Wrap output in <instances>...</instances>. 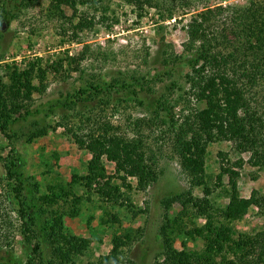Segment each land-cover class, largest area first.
Listing matches in <instances>:
<instances>
[{"label": "rangeland", "instance_id": "obj_1", "mask_svg": "<svg viewBox=\"0 0 264 264\" xmlns=\"http://www.w3.org/2000/svg\"><path fill=\"white\" fill-rule=\"evenodd\" d=\"M105 1L106 13L100 8L80 7L78 16L88 18L80 27L79 18L73 17L70 8L64 7L63 19L54 11L51 0H6V9L10 12L0 10V76L9 86L10 73L16 69L23 71L35 62L47 69L43 81L33 78L35 86H46L45 93H34V104L28 106L55 102L76 92L87 80L122 83L131 82L135 76L150 80L144 89L137 86L136 96L131 90L125 94L114 91L109 105L98 100L72 109L59 104L47 116L33 114L18 121L12 131L17 135L16 145L25 160V177L39 184L42 197L49 192L48 186L58 189L59 185H68L73 174L86 173L91 155L75 143L69 132L72 128L83 126L84 135L102 128L109 130V125L113 128L111 132L141 139L148 156L158 161L161 170L158 181L147 191L131 192L137 211L145 212L134 216L127 208L99 205L93 196L95 202H85L78 216L63 218L69 232L92 241L89 251L77 260L79 264L93 262L109 253L112 238L125 231L135 235L130 256L136 264H161L165 260L159 234L165 213L164 198L191 190L196 197H208L222 207L229 203L226 191L232 187H236L240 198L248 199L254 191L264 196V170L252 167L247 162L249 155L240 154L230 142L208 145L207 181L202 186H194L190 173L182 167L179 148L175 147L174 122L168 118V111L157 108L161 99H168L180 123L183 111L188 114L193 107H204L185 94L189 89L186 75L191 72L193 59V52H184L191 14L209 6L244 7L252 0H190L192 6L185 8L187 11L178 0L172 3L175 15L166 21L159 13V8H163L161 0H151L158 6H147L142 18L138 17V8H134L130 0ZM172 54L174 56H170ZM248 97L253 106L264 112V82L253 87ZM44 128L47 129L44 136L29 141L32 132ZM7 145L8 140L0 132V156H6ZM103 165L108 174H114L113 164L105 159ZM221 173L223 185L217 187V175ZM3 174L0 160V211L7 213L0 218V258L9 264H23L29 243L20 232L21 219L17 212L13 207L7 208L5 187L1 182ZM130 181L136 185V180ZM48 209L56 213L68 211L62 202ZM174 209L175 213L179 207ZM49 212L46 217L51 215ZM263 213L264 210L252 205L247 215L235 223L236 232L247 238L264 237ZM112 215L118 220H111ZM189 245L201 247L200 243ZM176 248L181 249V241L176 242Z\"/></svg>", "mask_w": 264, "mask_h": 264}, {"label": "trees", "instance_id": "obj_2", "mask_svg": "<svg viewBox=\"0 0 264 264\" xmlns=\"http://www.w3.org/2000/svg\"><path fill=\"white\" fill-rule=\"evenodd\" d=\"M177 1L161 0L163 8H159V13L163 21L173 18L176 9L172 3ZM130 2L138 8L136 13L140 18L147 6H158L151 0ZM179 2L183 10L192 6L190 0ZM106 4L105 0H51L54 11L63 19L64 7L70 8L73 17L79 18L80 27L88 22L86 16H78L80 7L100 8L106 13ZM0 10L10 12L6 0H0ZM186 27L188 40L184 52H193V59L191 72L186 75L189 89L185 94L204 107H193L188 114L183 111V121L179 123L171 101L165 98L157 103V108L168 111V118L174 122L175 147L179 148L183 169L190 173L194 186H202L208 177V145L230 142L240 154L249 155L247 162L252 167L264 170V112L253 106L248 97L253 87L264 82V0H252L244 7H205L191 14ZM46 71L38 63H30L29 68L10 73L9 86L0 76V132L8 140L7 154L0 156L4 169L1 182L7 208L13 207L17 212L21 219L20 232L29 243L23 264H79L77 260L89 251L92 241L69 232L63 217L78 216L85 202H95L93 196L99 205L127 208L134 216L144 213L145 210L137 211L131 192H145L158 181L161 174L158 161L150 159L141 139L111 132L113 128L109 125V130L102 128L84 135L83 126L77 127L80 132L72 128L69 132L75 143L91 155L86 173L73 174L68 185H59L58 189L48 186L49 192L42 197L39 184L25 177V160L17 148L12 126L33 114L47 116L59 104L72 109L98 100L109 105L114 91L125 94L131 90L136 96L137 86L144 89L150 80L144 76L122 83L87 80L76 92L55 102L28 106L34 104V93H45L46 86H35L33 78L43 81ZM156 116L163 119L157 113ZM46 133V128L35 130L29 141ZM105 159L115 166L113 175L107 173ZM130 179L136 180V185ZM222 179V173L217 175V187L223 185ZM226 195L229 203L222 207L208 197H196L191 190L162 200L165 213L159 234L165 260L161 264H264V237L247 238L235 229V223L247 215L252 205L264 210V196L254 191L250 198H240L236 187L227 190ZM60 202L67 205L68 211L56 213L51 209V215L46 217L50 210L47 207ZM175 207L179 210L174 213ZM6 214L0 211V218ZM113 218L118 220L116 215ZM134 237L128 231L116 234L110 252L87 264H136L130 256ZM178 240L181 249L176 248ZM190 243H200L201 247H191ZM0 264L9 263L0 258Z\"/></svg>", "mask_w": 264, "mask_h": 264}, {"label": "water", "instance_id": "obj_3", "mask_svg": "<svg viewBox=\"0 0 264 264\" xmlns=\"http://www.w3.org/2000/svg\"><path fill=\"white\" fill-rule=\"evenodd\" d=\"M3 28H5V25H3Z\"/></svg>", "mask_w": 264, "mask_h": 264}]
</instances>
